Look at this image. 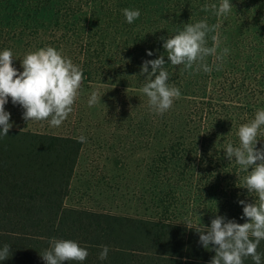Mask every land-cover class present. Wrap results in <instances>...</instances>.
Returning <instances> with one entry per match:
<instances>
[{"label": "trees", "instance_id": "obj_1", "mask_svg": "<svg viewBox=\"0 0 264 264\" xmlns=\"http://www.w3.org/2000/svg\"><path fill=\"white\" fill-rule=\"evenodd\" d=\"M230 2L234 8L226 18L201 10L205 4L219 6L220 0H61V6L66 13L74 9L83 13L79 31L90 54L96 52L95 43L100 39L108 42L110 52L123 44L127 69L122 82L129 87L142 88L144 60L165 54L168 82L180 89L181 97L159 116V130L162 135L193 140L171 152L164 147L158 171L168 181L176 178L203 188L205 198L200 206L210 212L203 220L211 222L218 209L217 214L243 224L246 220L240 219L243 208L238 200L250 203L257 197L243 188L247 173L229 163L224 153L228 143L238 146L239 127L264 109V41L259 40L264 38V0H256L261 4L256 9L250 0ZM84 6L87 11H83ZM125 8L138 9L140 17L128 24L122 13ZM205 19L209 26L221 25L218 32L208 34V46H213L212 36L217 35L219 48L227 47L229 54L217 62L218 71L211 57L207 60L211 73L181 71L182 66L167 60L161 37H172L183 25ZM70 25L66 20V31ZM240 25L256 39L236 37ZM147 51L154 55L147 56ZM23 135L30 142L23 144L18 155L11 149L14 136L0 139V244L12 248L11 258L0 264H45L40 253L49 247L51 238L73 240L86 248L90 254L83 264H209L215 255L199 244L195 229L186 227L189 221L193 228L210 224L177 215L170 207L147 217L67 207L64 199L81 143L70 137L33 132ZM199 139H203L201 143ZM259 139L257 148L264 146V136ZM184 146L188 150L182 149ZM101 245L110 248L104 261L98 259ZM258 251L264 253V242ZM245 264L254 262L249 258Z\"/></svg>", "mask_w": 264, "mask_h": 264}, {"label": "rangeland", "instance_id": "obj_2", "mask_svg": "<svg viewBox=\"0 0 264 264\" xmlns=\"http://www.w3.org/2000/svg\"><path fill=\"white\" fill-rule=\"evenodd\" d=\"M255 2L250 0L251 7H261ZM83 9L87 11L88 7ZM80 16L83 13L77 9L66 13L61 0H0V52H13V66L17 70L22 71L20 64L26 53L51 46L83 71L74 110L60 127H51L46 121H24L22 107L14 106L9 98L5 110L11 114L10 131L16 133H8V137L14 136L11 149L18 155L24 150L23 144L29 145L25 132L76 139L84 136L86 143H81L64 199L67 207L134 217L156 216L164 213V207H170L177 215L211 224L203 220L210 214L200 206L205 198L203 188L186 180L168 181L158 171L164 147L171 152L193 139L161 134L160 117L149 110L147 97L140 89L122 82L127 69L123 44L110 52L108 42L100 39L95 43L96 52L90 54L79 31L83 22ZM66 20L71 23L68 31L64 27ZM241 27L238 26L236 37L242 41L256 39ZM96 90L103 95L101 103L89 107L90 94ZM186 146L182 149L188 150ZM192 199L194 203H190Z\"/></svg>", "mask_w": 264, "mask_h": 264}, {"label": "clouds", "instance_id": "obj_3", "mask_svg": "<svg viewBox=\"0 0 264 264\" xmlns=\"http://www.w3.org/2000/svg\"><path fill=\"white\" fill-rule=\"evenodd\" d=\"M230 0H220L219 6L205 4L202 11L211 10L218 18L227 17L233 9ZM128 24L137 20L141 13L138 9H122ZM219 23L209 26L206 19L196 23L183 25L182 30L172 37H161L167 60L173 66H182L181 71L195 70L211 73L213 68L207 60L213 58L216 70H220L219 61L228 54L227 47L219 48L217 35L212 36L213 46H208V34L218 32ZM147 56L154 55L147 51ZM13 52L5 49L0 52V139L8 137L13 128L10 123L11 114L5 106L11 103L23 109L22 119L26 122H47L51 127H60L74 110V104L80 95L83 81L82 69L64 56L56 48L47 46L25 54L21 60L22 71L13 66ZM165 54L152 60H144L140 75L146 77L140 92L147 97L149 110L162 116L181 97V91L170 84L169 73L165 68ZM149 67L151 72H149ZM98 90L93 91L88 99V106L101 103ZM238 146L228 143L225 158L229 163L239 165L247 173L243 185L249 194L254 193L257 199L252 202L238 200L243 208L240 217L245 223H237L235 219L221 216L218 209L211 220L210 227L203 225L193 228L191 222L186 223L188 229H195L199 235V244L207 251L214 252L209 264H245L249 258L254 264H264V253L258 251L264 242V146L257 144L264 136V109L255 113L254 119L242 124L237 132ZM78 142L86 143V137L80 136ZM198 175V174H197ZM98 254L100 261L107 260L109 246L101 245ZM89 251L73 240L51 238L49 247L40 253L45 264H66V262H83ZM12 248L9 244H0V261L10 259Z\"/></svg>", "mask_w": 264, "mask_h": 264}]
</instances>
